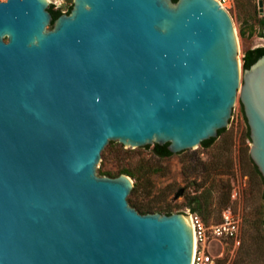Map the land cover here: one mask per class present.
<instances>
[{
    "label": "water",
    "instance_id": "1",
    "mask_svg": "<svg viewBox=\"0 0 264 264\" xmlns=\"http://www.w3.org/2000/svg\"><path fill=\"white\" fill-rule=\"evenodd\" d=\"M50 7L0 1V264H192L191 216L140 213L128 175L98 173L102 153L195 149L240 96L264 179V55L240 66L219 0Z\"/></svg>",
    "mask_w": 264,
    "mask_h": 264
},
{
    "label": "rangeland",
    "instance_id": "2",
    "mask_svg": "<svg viewBox=\"0 0 264 264\" xmlns=\"http://www.w3.org/2000/svg\"><path fill=\"white\" fill-rule=\"evenodd\" d=\"M49 1L62 13L73 5V0ZM219 1L233 19L240 66L244 68L247 52L264 47L261 0ZM250 149V129L238 96L229 127L209 147L200 145L161 158L155 154L154 145L125 149L112 142L102 153L98 173L117 177L129 170L135 188L128 201L140 213L150 209L156 213L189 212L211 227L230 209L237 222V235L223 238L221 243L212 242L209 253L216 264H264V179L250 157ZM183 188L184 194L176 199ZM194 197H201L202 202L197 213L189 207Z\"/></svg>",
    "mask_w": 264,
    "mask_h": 264
},
{
    "label": "built area",
    "instance_id": "3",
    "mask_svg": "<svg viewBox=\"0 0 264 264\" xmlns=\"http://www.w3.org/2000/svg\"><path fill=\"white\" fill-rule=\"evenodd\" d=\"M5 2V0H0ZM222 3V1H220ZM223 5V3H222ZM191 216L195 236V252L192 264H216V259L209 253V245L223 238H235L237 222L230 209L223 212L222 221L211 227H206L197 214L185 213Z\"/></svg>",
    "mask_w": 264,
    "mask_h": 264
},
{
    "label": "trees",
    "instance_id": "4",
    "mask_svg": "<svg viewBox=\"0 0 264 264\" xmlns=\"http://www.w3.org/2000/svg\"><path fill=\"white\" fill-rule=\"evenodd\" d=\"M173 1L176 2L177 0H173ZM72 8H73V5L70 7V9H69V11L67 13H69L72 10ZM50 12L52 13V15L54 17V20L57 19L61 14H63L59 10L58 11L54 10V5H51ZM262 24L264 25V20H263V23ZM263 55H264V47H261V48H257V49H253V50L248 51L247 54H246V57H245L244 69H249ZM224 130L225 129L219 131V135ZM214 141H215V139H210V140L204 141L201 145L204 146V147H209ZM154 146H155V154L158 155L161 158H168V157H171L172 155H174L173 153H171L168 150V145H164V146L154 145ZM257 170H258V168H257ZM121 174H126L128 176H132L130 174V171L129 170H123V172ZM104 175H109V173H105ZM189 207H190L191 211H193L195 213L200 212L199 210L202 207L201 197H194V198H192V201H190V203H189ZM153 212L154 211H152L151 209L148 210V211H146V210H142L141 211V213H143V214L153 213ZM154 213H156V212H154ZM173 213H174L173 211H168L167 212V215H171Z\"/></svg>",
    "mask_w": 264,
    "mask_h": 264
},
{
    "label": "bare ground",
    "instance_id": "5",
    "mask_svg": "<svg viewBox=\"0 0 264 264\" xmlns=\"http://www.w3.org/2000/svg\"><path fill=\"white\" fill-rule=\"evenodd\" d=\"M7 0H5V2H6Z\"/></svg>",
    "mask_w": 264,
    "mask_h": 264
}]
</instances>
